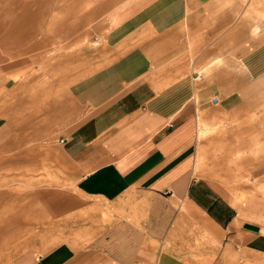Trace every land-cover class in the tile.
<instances>
[{"label": "crops", "instance_id": "obj_1", "mask_svg": "<svg viewBox=\"0 0 264 264\" xmlns=\"http://www.w3.org/2000/svg\"><path fill=\"white\" fill-rule=\"evenodd\" d=\"M221 5L150 0L128 12L130 29L168 33V45L149 50L153 39H146L148 47L121 57L108 76L122 75L134 86L123 89L116 104L103 106L113 110L104 109L64 138L62 153L81 198L79 209L73 212L71 202L66 216V234L74 241L37 258L38 250L28 249L12 264H264V201H239L197 171L199 109L209 107L214 95L245 108L252 91L264 89L256 91L264 81V27L243 34ZM218 53L238 62L239 74L222 68L224 84L211 76L195 79ZM12 131L0 122V148L14 139ZM15 214L21 219L20 210Z\"/></svg>", "mask_w": 264, "mask_h": 264}, {"label": "rangeland", "instance_id": "obj_2", "mask_svg": "<svg viewBox=\"0 0 264 264\" xmlns=\"http://www.w3.org/2000/svg\"><path fill=\"white\" fill-rule=\"evenodd\" d=\"M79 1L0 0V122L10 123L15 135L0 148V264H12L28 249L38 250L37 258L74 241L76 237L66 234L65 224L71 222L66 216L79 209L81 198L62 153L64 138L134 86L122 75L108 76L121 57L146 39L168 44L166 34L160 38L144 27H128L133 22L128 12L150 0ZM220 1L234 23H241L240 32L258 34L264 27V0ZM153 48L159 51L160 45ZM216 55L217 60L198 68L195 79L211 76L224 84L222 68L239 74L238 62ZM194 56L191 52L189 60ZM260 84L257 92L264 88V81ZM97 93L105 97L95 101ZM252 96L241 108L239 101L236 106L233 99L226 102L214 95L209 107L198 111L197 171H205L239 201L247 196L264 201V89L259 95L252 91ZM66 202L73 206L65 209ZM18 210L21 219H15L19 214L12 217Z\"/></svg>", "mask_w": 264, "mask_h": 264}, {"label": "bare ground", "instance_id": "obj_3", "mask_svg": "<svg viewBox=\"0 0 264 264\" xmlns=\"http://www.w3.org/2000/svg\"><path fill=\"white\" fill-rule=\"evenodd\" d=\"M76 2H80L79 0H76ZM167 34V33H166ZM165 35V34H164ZM164 35H163V37H162V39L164 38ZM158 36H160V35H158ZM162 36V35H161ZM161 36H160V38H161ZM166 38V37H165ZM160 40V39H159ZM155 41V40H154ZM153 41V42H154ZM157 41V40H156ZM163 41V40H162ZM171 43V42H170ZM150 44V43H149ZM158 45H160V50H159V52H161V51H163V50H165V48H166V46L168 45V44H165V43H163V44H160V43H158V41H157V43L156 44H152V46L150 47V45H149V50L152 48L153 50H154V46H158ZM140 48H142V49H145L146 47H148V46H145L144 45V43L143 44H141V46H139ZM156 50H157V48H156ZM169 66V65H168ZM171 66V65H170ZM171 68V67H170ZM162 70V69H161ZM165 70V69H164ZM165 74V73H164ZM163 74V75H164ZM158 75V74H157ZM153 77H156V75L155 76H153ZM162 77V76H161ZM159 78V77H158ZM157 78V79H158ZM231 78V77H230ZM156 80V79H155ZM161 80V79H160ZM97 89V88H96ZM90 90H92V89H90ZM89 90V91H90ZM205 114V113H204ZM225 114V113H224ZM223 114V115H224ZM223 115H222V117H223ZM222 123V122H221ZM230 126V125H229ZM231 132H232V130H231ZM230 133V132H229ZM232 134H234L233 132H232ZM237 134V133H236ZM259 163V162H258ZM38 183V182H37ZM33 185V184H32ZM249 189V188H248Z\"/></svg>", "mask_w": 264, "mask_h": 264}]
</instances>
